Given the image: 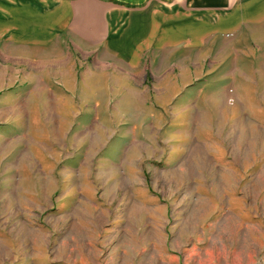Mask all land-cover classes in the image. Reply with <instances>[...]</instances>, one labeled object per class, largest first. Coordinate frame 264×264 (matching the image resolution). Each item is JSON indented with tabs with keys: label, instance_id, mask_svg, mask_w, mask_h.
I'll return each instance as SVG.
<instances>
[{
	"label": "rangeland",
	"instance_id": "1",
	"mask_svg": "<svg viewBox=\"0 0 264 264\" xmlns=\"http://www.w3.org/2000/svg\"><path fill=\"white\" fill-rule=\"evenodd\" d=\"M193 18L135 64L0 40V264H264V18Z\"/></svg>",
	"mask_w": 264,
	"mask_h": 264
},
{
	"label": "crops",
	"instance_id": "2",
	"mask_svg": "<svg viewBox=\"0 0 264 264\" xmlns=\"http://www.w3.org/2000/svg\"><path fill=\"white\" fill-rule=\"evenodd\" d=\"M251 3L257 4L255 9L249 8ZM217 4L218 0H0V40L41 46L70 34L88 43H103L110 56L133 64L142 50L180 40L185 25H195L186 23L187 14L205 27L225 30L251 17L264 18V0ZM222 12L225 16L218 15ZM193 13L197 15L191 17ZM14 35L49 37L28 42Z\"/></svg>",
	"mask_w": 264,
	"mask_h": 264
}]
</instances>
